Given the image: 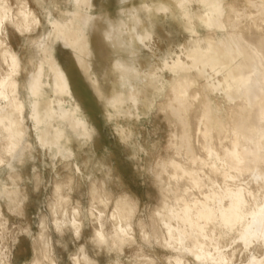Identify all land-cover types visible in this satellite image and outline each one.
I'll list each match as a JSON object with an SVG mask.
<instances>
[{
	"label": "bare ground",
	"instance_id": "bare-ground-1",
	"mask_svg": "<svg viewBox=\"0 0 264 264\" xmlns=\"http://www.w3.org/2000/svg\"><path fill=\"white\" fill-rule=\"evenodd\" d=\"M261 233L264 0H0V264H264Z\"/></svg>",
	"mask_w": 264,
	"mask_h": 264
},
{
	"label": "rangeland",
	"instance_id": "rangeland-1",
	"mask_svg": "<svg viewBox=\"0 0 264 264\" xmlns=\"http://www.w3.org/2000/svg\"><path fill=\"white\" fill-rule=\"evenodd\" d=\"M177 32L179 33L178 37L184 40L185 34L183 33V31L179 28L177 29ZM158 46L161 49L166 50L167 48L166 39L164 38V40H159ZM2 67L6 68L7 66L6 64H4ZM157 123L161 125L158 132H159V135L162 137L163 145H166L167 140H168V132L172 130L174 127L172 125H169L168 127L167 122L163 119V117L161 119H158ZM157 123L155 122V124ZM148 125L151 126V130L155 128V126H153L154 127L153 128L150 123H148ZM102 134H103V141L104 143L109 144L110 152L113 155V157L118 158L120 161H122L123 165L126 168H128V172L130 173L129 176L128 175L126 176V182L128 186L130 187V189L136 192L138 196H140L144 204L146 203L147 205L149 204L148 209L150 210L152 207L155 206V203H156L155 197L157 195L156 188L152 185L151 180L146 177H139V175L136 173L133 164L129 161L128 152L124 144L120 141L118 135L115 134V131L112 127L104 128ZM60 168H62V166ZM148 193H151L153 197L152 198L149 197ZM157 200H158V197H157ZM100 207L104 211L107 210V213H108V209L106 207L104 206H100ZM16 223H18V220L12 219L11 226L13 225L12 227H15ZM33 226L37 229L36 220L33 221Z\"/></svg>",
	"mask_w": 264,
	"mask_h": 264
},
{
	"label": "snow or ice",
	"instance_id": "snow-or-ice-1",
	"mask_svg": "<svg viewBox=\"0 0 264 264\" xmlns=\"http://www.w3.org/2000/svg\"><path fill=\"white\" fill-rule=\"evenodd\" d=\"M14 64H15V61H14ZM253 239H254L255 242H257V243L264 244V233H261L259 236H255V237H253Z\"/></svg>",
	"mask_w": 264,
	"mask_h": 264
}]
</instances>
